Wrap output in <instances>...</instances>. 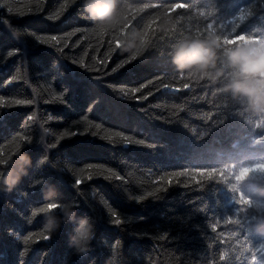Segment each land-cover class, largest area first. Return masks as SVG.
Returning a JSON list of instances; mask_svg holds the SVG:
<instances>
[{
    "label": "trees",
    "instance_id": "trees-1",
    "mask_svg": "<svg viewBox=\"0 0 264 264\" xmlns=\"http://www.w3.org/2000/svg\"><path fill=\"white\" fill-rule=\"evenodd\" d=\"M40 2L43 10L37 12V0H0L25 13L20 17L0 9V96L6 103L0 108V149L9 154L20 143L21 153L31 160L16 187L0 191V264H261L264 253L257 249L264 243V214L255 209L237 212L226 181L219 176L209 181L196 171L225 166L231 171L232 165L264 161V143L259 142L264 116L245 111L218 92L212 96L215 86L178 73L167 53L172 39L206 35L207 24L218 36L236 28L240 34L264 39V0L228 4L182 0L189 8L172 13L173 36L158 31L162 18L145 7L150 0H127L144 11L126 9L130 18L120 30L126 33L136 27L144 34L154 18L159 23L147 33L145 52L116 72L112 69L129 59L120 48L109 52L115 48V42L109 41L120 38V32L98 36L82 16L80 0L54 21L48 17L71 0ZM240 14L243 21L237 18ZM76 29L81 31L68 37ZM38 35L57 36L61 43L40 44ZM63 43L67 44L63 52L57 51ZM157 76L172 87L163 88ZM181 76L188 78L191 91L174 90L185 82H175ZM144 84L148 86L132 98L120 91ZM149 91L152 95L139 99ZM193 92L199 100L192 98ZM54 95L64 103L53 100ZM16 99L31 103L17 106L12 103ZM176 106L184 111L173 115ZM117 132L146 144L125 146L119 137L111 143L102 138ZM19 136L27 141H19ZM52 144L56 147H49ZM44 156L47 161L40 163ZM185 168H191L192 174L161 179ZM72 169L85 170L82 191L72 186ZM101 169H112L120 179H104L108 173ZM89 174L91 180L86 179ZM36 180L41 183L35 184ZM50 186L57 189L60 200L77 206L78 217L87 216L95 223V238L86 256L70 248L73 224L64 223L43 240L38 233L45 215L28 223L35 207L46 202L44 192ZM239 188L254 202L264 201V178H251ZM150 192L156 195L148 196ZM137 196L145 198L137 202ZM29 235L33 239L25 244Z\"/></svg>",
    "mask_w": 264,
    "mask_h": 264
},
{
    "label": "clouds",
    "instance_id": "clouds-1",
    "mask_svg": "<svg viewBox=\"0 0 264 264\" xmlns=\"http://www.w3.org/2000/svg\"><path fill=\"white\" fill-rule=\"evenodd\" d=\"M82 16L97 31L120 32L125 20L127 0H80ZM158 31L164 36L176 32L174 21L162 18ZM143 32L133 27L120 37L122 53L139 58L145 52ZM178 73L197 82L206 81L216 91L229 97L245 111L264 116V50L239 44L226 46L215 33L180 35L171 40L167 53ZM31 160L25 153L9 161L0 174V191H11L27 175ZM55 187L44 192L46 201L56 204L55 210L46 212L43 229L49 234L57 232L64 223L74 225L69 237L70 248L79 256H86L95 238L96 226L87 216L78 217L76 205L60 200Z\"/></svg>",
    "mask_w": 264,
    "mask_h": 264
},
{
    "label": "snow or ice",
    "instance_id": "snow-or-ice-1",
    "mask_svg": "<svg viewBox=\"0 0 264 264\" xmlns=\"http://www.w3.org/2000/svg\"><path fill=\"white\" fill-rule=\"evenodd\" d=\"M221 2L224 4H228V3H230V0H221ZM75 3H76V0H71V3L65 2V3L61 4L59 11L53 13L48 18L53 20V21L59 19L60 16L69 7H71ZM145 7L153 9L156 12L158 17L171 20L173 12H175L177 9H188L189 4L186 2H182V0H150V2L145 4ZM0 9H6L10 15L15 14L17 16L22 17L25 14L24 12H21L16 7L15 4H12V3H0ZM126 9L134 10L137 12L144 11V8L136 7L135 5L130 4V3L127 4ZM42 10H43V5L40 2V0H37L36 11L39 12ZM27 14H31V9H29V12ZM201 15H204V13H201ZM129 18L130 17L128 15H126V13H125V20H128ZM131 18L134 19V16ZM237 18L241 21H243L245 19L243 14H240ZM4 22L10 23V21H8V20H5ZM158 23H159V21L154 18L146 26V32L143 34L144 39L142 41L145 46L148 43V41L146 39L147 33L153 31L154 30L153 25L158 24ZM124 27L127 28L128 25H124ZM212 27H213L212 24L206 25V29L208 30V33H213L211 31ZM78 31H81V29H76L75 31L70 32L67 35H68V37H71L72 35H75L76 32H78ZM93 31H95L98 34V36H100V37H103L104 35L107 34L103 31H97L96 29H94ZM124 33L125 32L121 29L120 30V37L123 36ZM219 37L226 46H235V45H239V44H250V45H255L259 49L264 50V39H256L253 35L240 34L239 32L236 31V28H233L232 31L229 32L228 34L220 35ZM35 39L40 44H44V45L51 44L52 42L61 43L60 39L54 35L53 36H39L38 35L35 37ZM113 41L115 42V48L110 47L109 52L115 51L116 48H120V46H121L120 38L113 36L112 40L109 41V44L111 45V43ZM66 46H67V44L63 43L62 47L58 48L57 51L63 52V48ZM135 60H137L136 57H129V59L121 61L119 64H117L112 69V71L116 72L119 68L124 67L125 64L129 63L130 61H135ZM80 66L83 67L82 62L80 63ZM156 79L161 80V86L163 88H171L172 87L171 83H163V79L161 76H157ZM187 79L188 78L181 76L178 80H176L175 81L176 83H180L181 80H184L185 82L182 83L179 88H175L174 90L180 91L181 89H188L189 91H191V88H190L189 83L187 82ZM152 83H153L152 80L148 81V84H152ZM147 86H148L147 84H144V85H141L140 87H134V88H131L128 90L121 88L120 91L123 92V95L125 97L132 98V97H135L136 93L141 92L142 88L147 87ZM157 90H159V87H157ZM69 91H70V89H69ZM130 93H131V97L129 96ZM149 95H152L151 91H149V93L147 95L140 96L139 99L140 100L147 99ZM211 95L216 96L217 91L211 92ZM192 98L199 100V97H197L194 92L192 94ZM53 100L60 101L61 103H64V100L61 96L54 95ZM12 103H14L17 106H20V105H23L26 103H31V102L30 101H24L21 99H16V100L12 101ZM5 106H6L5 98L3 96H0V108H3ZM7 106H10V105H7ZM157 107H159V105H157ZM176 107H177V113H172L173 115L178 114L181 111H184L183 107H180V106H176ZM28 119L29 120L34 119V114H33V116H29ZM50 119H51V117H50ZM212 119H214V118H212ZM217 124L219 125L220 121H217ZM89 126L92 127L93 125L89 124ZM209 126H211V124H209ZM41 127H43V125H41ZM94 127L99 129L100 125L96 124V125H94ZM92 134L95 135L96 133L93 132ZM63 135L66 136V135H68V133H64ZM114 136L119 137L120 140H122L124 142L125 146H128V145L143 146L146 144L145 140H143V139H136L132 136H121V134L119 132L114 133V134H108L102 138L107 139L111 143V142H113ZM60 139H63V136H61ZM18 140L19 141H27V137L19 136ZM259 142L264 143V136L260 137ZM21 147H22V145L20 143H16L15 144V150L9 154H5L3 152V150L0 149V174L3 173V169L6 168V166L9 164V161L12 160L14 156H17V154L21 153ZM49 147H56V144H52ZM25 150H27V144H25ZM47 159H48V157L44 156L43 160H40V163H44L45 161H47ZM87 167L93 168V167H97V166L88 165ZM84 171H85L84 169H72L71 170L72 175L75 176V180L72 182V186L77 191H82V189H80L79 186L82 182V174ZM101 171L108 173V175L104 176V179H106V180H110L112 177H115L116 179H120V177L112 169H101ZM192 171L193 170L191 168H185V170L182 172L176 171V172L168 173L167 176L161 177V179L165 180V179H168L169 177L178 178L180 176H189L192 174ZM196 175L201 176V177H206L209 181H214V178L219 176L223 181H226L228 191H230L231 193L234 194V202H235L237 212L255 209L257 212L264 214V201H255L254 202L253 199L246 196L244 194V192L241 191L239 188V186L243 182H245L251 178H257V179L264 178V161L251 163V164H243V165H240L239 167L237 165H232L231 171H229V168L227 166L220 167V168L213 167V168H208V169H198L196 171ZM92 178L93 177L90 174L86 177V179H88V180H91ZM193 178H195V177H193ZM40 183H41L40 180L35 181V184H37V185ZM199 183H200V181L197 180V185H199ZM181 184H184L185 187L187 186L185 184V182H183V181H181ZM157 191H165V190L164 189H158ZM155 195H156L155 192L148 193V196H155ZM144 198H145L144 196L134 197V199L137 202H140ZM57 207L58 206L56 204L50 203L48 201L37 205L35 207V209L31 212V216L29 217L28 223L29 224L33 223V218H36L42 214L45 215L46 212H50L52 210H55ZM200 211L202 213L203 209H201ZM190 212H191V208H190ZM112 215L115 216L116 215L115 212H113ZM115 223L117 225H119L121 223V221L119 219H116ZM212 231H216V229L213 228ZM38 237H39V239L48 240L50 238V234L46 229H42V231H40L38 233ZM137 238H145V237L138 235ZM32 239H33V235H29L27 237V239L24 240V243L27 244ZM113 244L114 245L122 244V242L121 241H114ZM257 250L260 253H264V243H261ZM255 258H256L255 253H253L252 254V260L255 261ZM221 259L223 260L224 257L221 256ZM261 264H264V259H262Z\"/></svg>",
    "mask_w": 264,
    "mask_h": 264
}]
</instances>
